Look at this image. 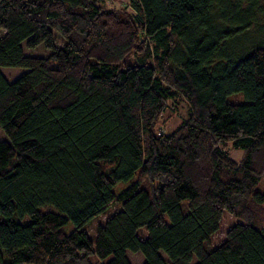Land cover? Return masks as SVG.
<instances>
[{
  "label": "trees",
  "instance_id": "16d2710c",
  "mask_svg": "<svg viewBox=\"0 0 264 264\" xmlns=\"http://www.w3.org/2000/svg\"><path fill=\"white\" fill-rule=\"evenodd\" d=\"M0 68V264H264L262 0H0Z\"/></svg>",
  "mask_w": 264,
  "mask_h": 264
},
{
  "label": "rangeland",
  "instance_id": "374dc122",
  "mask_svg": "<svg viewBox=\"0 0 264 264\" xmlns=\"http://www.w3.org/2000/svg\"><path fill=\"white\" fill-rule=\"evenodd\" d=\"M121 3V6L126 5L127 0H117ZM264 0H262V3ZM116 5V3H115ZM59 42L60 40L57 39ZM24 54L36 57H46L48 52L42 47H38L35 50L29 51L25 47H23ZM1 74L7 81H12L17 78L22 73L26 72L24 68H0ZM227 101L230 103H244L245 100L241 93L233 94L227 97ZM188 108L187 105L178 97H173L170 101H168V108L162 114L161 118L158 122L157 131L161 133H170L174 131L180 123L187 118ZM229 157L234 161H239L242 156V151L240 149H234L228 147ZM261 189L264 188V182L261 180L260 186ZM107 216V215H106ZM104 221V217H102L99 221L95 222L91 225V227L87 230V235L90 239L94 236V229L97 224L102 223ZM236 220L229 216L228 214H224L219 224V230L217 234L212 237L211 243L212 245H217L224 239L225 232L228 228H230ZM125 256L130 264H142L143 257L140 253H132L130 251H126Z\"/></svg>",
  "mask_w": 264,
  "mask_h": 264
}]
</instances>
